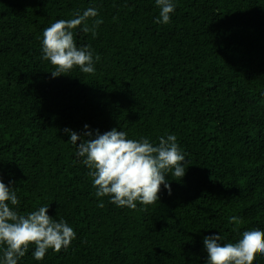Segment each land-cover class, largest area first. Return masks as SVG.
Here are the masks:
<instances>
[{
    "label": "trees",
    "instance_id": "trees-1",
    "mask_svg": "<svg viewBox=\"0 0 264 264\" xmlns=\"http://www.w3.org/2000/svg\"><path fill=\"white\" fill-rule=\"evenodd\" d=\"M173 2L165 25L155 0H0V178L18 213L49 206L76 232L67 250L38 261L31 246L18 264H206L205 236L264 231V0ZM89 7L98 35L74 36L99 55L95 74L53 78L43 30ZM85 124L153 144L175 134L185 176L166 174L171 195L161 185L135 210L98 198L64 131Z\"/></svg>",
    "mask_w": 264,
    "mask_h": 264
},
{
    "label": "clouds",
    "instance_id": "clouds-1",
    "mask_svg": "<svg viewBox=\"0 0 264 264\" xmlns=\"http://www.w3.org/2000/svg\"><path fill=\"white\" fill-rule=\"evenodd\" d=\"M160 9L156 23L169 24L176 4L173 0H155ZM73 18L58 19L43 30L42 58L50 61L55 71L53 78L67 75L74 67L85 74H95V62L100 59L91 45L78 47L74 30L80 29L95 38L97 28L103 23L99 12L89 7L82 13L76 10ZM77 134L64 129L70 141L76 145V156L90 170L88 175L97 189L98 198L108 196L110 203L118 207L135 210L137 202L152 205L159 201L161 185L171 195V185L166 174L171 173L175 180H181L186 173L189 161L177 142L175 134L161 136L157 144L146 137L139 140L128 138L125 131L111 129L103 134L99 130H88ZM77 141H80L77 144ZM13 187L7 186L0 178V247L3 259L0 264H18L31 246L36 260H43L47 251L67 250L76 239V232L63 219H54L48 214L49 206H41L28 214H20L12 206H18ZM11 205V206H10ZM98 207H104L103 202ZM141 210H146L141 209ZM230 223L239 225L240 218L233 216ZM222 236H205L207 252L206 264H254L257 255L264 256V231L250 230L242 233L237 242L221 243Z\"/></svg>",
    "mask_w": 264,
    "mask_h": 264
}]
</instances>
